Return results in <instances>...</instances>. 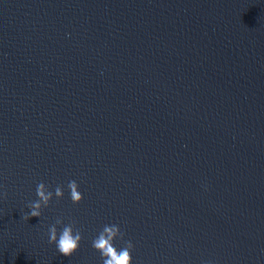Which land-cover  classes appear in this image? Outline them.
Instances as JSON below:
<instances>
[{"label": "water", "instance_id": "obj_1", "mask_svg": "<svg viewBox=\"0 0 264 264\" xmlns=\"http://www.w3.org/2000/svg\"><path fill=\"white\" fill-rule=\"evenodd\" d=\"M112 224L132 264H264V0H0V264H102Z\"/></svg>", "mask_w": 264, "mask_h": 264}, {"label": "clouds", "instance_id": "obj_2", "mask_svg": "<svg viewBox=\"0 0 264 264\" xmlns=\"http://www.w3.org/2000/svg\"><path fill=\"white\" fill-rule=\"evenodd\" d=\"M70 193V198L73 204H80L83 196L79 191V186L75 180H70L67 184ZM55 198L62 199L64 191L61 186H57L54 190ZM37 200L28 204L30 211L24 215V219L29 217H41L42 208H47L53 199V192L48 187L40 182L36 187ZM6 198L7 193H3ZM57 225H63L62 229L57 231ZM123 233L116 224L105 225L98 235L92 240V247L97 251L102 259V264H132L133 244L130 241L124 242V247L117 249L115 246L116 240H123ZM48 242L55 244L57 250L62 255L70 258L79 249L82 240L80 229L75 227V221H70L68 224H63L61 218H57L55 223L48 228Z\"/></svg>", "mask_w": 264, "mask_h": 264}]
</instances>
